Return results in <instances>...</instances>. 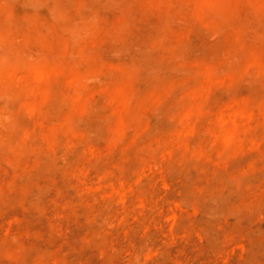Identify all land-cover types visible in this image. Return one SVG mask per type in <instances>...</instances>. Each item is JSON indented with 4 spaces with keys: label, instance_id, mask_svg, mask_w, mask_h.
<instances>
[{
    "label": "rangeland",
    "instance_id": "1",
    "mask_svg": "<svg viewBox=\"0 0 264 264\" xmlns=\"http://www.w3.org/2000/svg\"><path fill=\"white\" fill-rule=\"evenodd\" d=\"M0 264H264V0H0Z\"/></svg>",
    "mask_w": 264,
    "mask_h": 264
}]
</instances>
